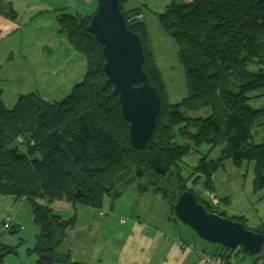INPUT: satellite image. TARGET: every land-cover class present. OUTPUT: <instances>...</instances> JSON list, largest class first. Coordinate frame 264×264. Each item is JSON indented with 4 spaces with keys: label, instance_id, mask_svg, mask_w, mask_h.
I'll use <instances>...</instances> for the list:
<instances>
[{
    "label": "trees",
    "instance_id": "obj_1",
    "mask_svg": "<svg viewBox=\"0 0 264 264\" xmlns=\"http://www.w3.org/2000/svg\"><path fill=\"white\" fill-rule=\"evenodd\" d=\"M126 1L121 0L122 13L141 37L143 67L161 98L154 132L143 149L131 141L130 122L104 70L103 45L86 28L93 14L59 17L61 32L88 58L85 78L71 94L61 102L47 101L35 92L22 94L12 108L0 99V194L27 200L40 229L33 249L38 255L35 264L73 261L72 254L59 246L75 228L77 217L55 213V201L102 208L106 196L120 197L138 181L142 194L161 195L176 218L174 206L186 190L194 192L209 211L228 216L190 187L191 177L182 174L184 158L204 144L211 145L210 151L223 146L222 155L202 156L193 170V182L203 178V186L214 191L216 168L231 158L236 165L252 164L254 186L264 189V139L254 143L252 133L264 123V108L249 104L250 93L264 88V1L172 0L158 13L163 28L177 41L185 69L189 94L176 103L168 100L149 47L147 23L135 16L140 8L126 10ZM9 7L6 15L14 18ZM219 108L224 109L222 118ZM157 150L167 163L164 173L153 165ZM231 218L245 223L244 216ZM8 228L17 231L18 227ZM252 229L264 234V226ZM4 250L0 246L5 255ZM235 250L228 249L234 256ZM255 256L256 261L264 258V250Z\"/></svg>",
    "mask_w": 264,
    "mask_h": 264
},
{
    "label": "rangeland",
    "instance_id": "obj_2",
    "mask_svg": "<svg viewBox=\"0 0 264 264\" xmlns=\"http://www.w3.org/2000/svg\"><path fill=\"white\" fill-rule=\"evenodd\" d=\"M170 2L172 0H127L124 7L126 10L140 8L144 12L149 47L162 73L168 100L176 103L187 97L189 91L177 41L166 32L158 17ZM9 5L13 7L18 28L0 40V99L8 108L15 105L20 95L32 92L50 102L63 101L83 81L89 66L86 54L61 32L59 17L65 14L91 16L97 10L98 0H14L13 4L0 1V11L10 12ZM249 104L264 108V88L250 93ZM222 109L219 108L221 118ZM252 133L253 142L260 143L264 139V123L255 126ZM222 148L210 151L211 145L204 144L192 149L181 164L182 174L191 177L190 187L224 211L226 217L244 216L250 228L264 226V189L254 186L252 164L236 165L231 158L224 159L213 174L214 191L203 186V178L193 182V170L200 158L209 153L210 158L217 159L222 155ZM138 183L128 186L120 197L106 196L102 208L83 204L74 207L64 201L52 203L55 213L64 218L77 217L75 228L68 231L59 246L60 251L69 250L72 254L73 261L65 264L123 263L135 235L146 223L152 230L181 235L184 240L195 242L199 248L210 252L226 250L219 243L201 238L190 225L176 218L161 195L142 194L137 189ZM6 217L12 219L11 226H17V231L8 228ZM39 233L26 199L0 194V246L7 251L4 250L0 264H35L38 255L33 249ZM240 249L234 251L240 262L248 259L249 264H264V258L256 261L255 255Z\"/></svg>",
    "mask_w": 264,
    "mask_h": 264
},
{
    "label": "water",
    "instance_id": "obj_3",
    "mask_svg": "<svg viewBox=\"0 0 264 264\" xmlns=\"http://www.w3.org/2000/svg\"><path fill=\"white\" fill-rule=\"evenodd\" d=\"M86 28L103 45L104 70L115 85L123 115L130 122L131 141L135 148L143 149L154 132L161 98L143 67L145 54L141 37L128 26L121 0H98L97 10ZM153 165L158 172L167 171L160 150L153 154ZM174 210L203 239L229 249L240 247L253 255L263 254V233L209 211L191 190L179 196ZM0 256L4 253L0 252Z\"/></svg>",
    "mask_w": 264,
    "mask_h": 264
},
{
    "label": "crops",
    "instance_id": "obj_4",
    "mask_svg": "<svg viewBox=\"0 0 264 264\" xmlns=\"http://www.w3.org/2000/svg\"><path fill=\"white\" fill-rule=\"evenodd\" d=\"M0 1L14 3V0ZM6 12L0 11V40L9 36L11 34L9 32L18 25L14 18L6 15ZM152 229L147 223L146 226H141L125 261L123 263L115 261L113 264H199L197 250L200 248L195 242H188L181 235H171L161 229ZM246 260L244 262L246 264L251 261Z\"/></svg>",
    "mask_w": 264,
    "mask_h": 264
},
{
    "label": "built area",
    "instance_id": "obj_5",
    "mask_svg": "<svg viewBox=\"0 0 264 264\" xmlns=\"http://www.w3.org/2000/svg\"><path fill=\"white\" fill-rule=\"evenodd\" d=\"M135 16L138 19H143L144 13L142 10H138ZM4 221L8 227L13 223L10 217H6ZM228 249L217 252H210L203 248L198 249L197 253L199 256V264H245L237 260L236 257L232 255V252L228 251Z\"/></svg>",
    "mask_w": 264,
    "mask_h": 264
}]
</instances>
